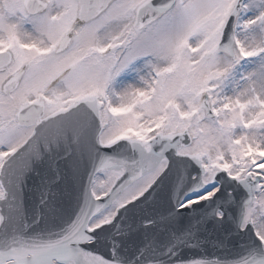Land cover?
<instances>
[{"label": "snow or ice", "instance_id": "obj_1", "mask_svg": "<svg viewBox=\"0 0 264 264\" xmlns=\"http://www.w3.org/2000/svg\"><path fill=\"white\" fill-rule=\"evenodd\" d=\"M0 264H264V0H0Z\"/></svg>", "mask_w": 264, "mask_h": 264}]
</instances>
